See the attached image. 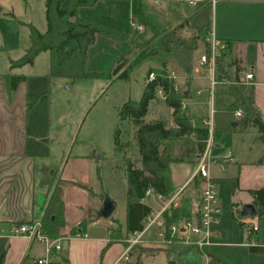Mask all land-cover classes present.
<instances>
[{
	"label": "crops",
	"instance_id": "obj_1",
	"mask_svg": "<svg viewBox=\"0 0 264 264\" xmlns=\"http://www.w3.org/2000/svg\"><path fill=\"white\" fill-rule=\"evenodd\" d=\"M120 1L122 0H99L93 7L102 5L101 9L104 12L102 19L93 20L91 17L90 19L85 18V20L99 24H103L104 19L114 23L118 22V12H121L118 8ZM123 1L127 4L128 18H134L136 15L143 16L148 22L150 21L154 30L173 28L183 19H188L190 27L192 19L202 15L206 8L212 17V31L207 29V34L201 38L208 39L210 32L216 41L224 46L221 66L217 69L216 74L219 81H217L212 95L208 91L209 71L198 62L200 55L204 53L202 41L199 40L197 48L192 50L197 52L199 47H202V52L196 55L192 62V72L189 66L181 61L175 64L173 60L172 62L162 60H165L169 72H176L179 84H187L190 97L185 99L182 104L183 109L189 114L192 124L195 126L204 124L211 132L212 147L209 150L211 161L208 165V176L214 181L219 196L218 223L210 227V236L206 240L202 234H191L182 227L186 222L192 224L199 222L200 186L199 182L196 183L195 178H192L195 169V166L192 165V169L187 170L179 180L174 174L172 177L170 174L171 196L177 193L176 206L169 207L166 211H176L175 224L179 231L173 235L169 234V238L165 237V228L149 227L142 232L137 243L132 245L131 241L137 235L126 229V195L124 234L119 231V235L112 238L110 231L113 228L106 225L89 237L87 235L89 226L81 216L76 219L67 232L63 229L66 222V209L62 199V190L65 188L78 193H81L82 190L78 191V184L75 181L67 180L62 172L60 179L64 184L60 185L58 193L64 203V226L60 229L57 238L60 241L61 249L52 252L49 258L53 264H116L119 262L142 264V259L154 257L166 250L181 256H189L191 259L204 260L206 264H212L211 257L199 252L205 247L227 264H231L216 249L228 244L221 242L224 227H221L220 217L225 204H230V219L239 230V238L244 239L237 244H240L249 253L248 245L257 244L256 240L264 241V233L261 235L260 232V223L264 221V216L258 219L257 210L255 216L240 214L243 205H254V195L251 194V191L264 188V144L257 139L255 129L240 127L241 118L237 117L235 112L237 109H241L244 116V111L238 106V95L234 87V85H242L239 83L243 82L245 73H251L253 76L251 84L243 85L244 90L247 91L248 87H252L254 103L264 115V0ZM158 9L163 17V23L166 21V17L172 13L173 20L177 21L176 25L158 27L153 15V12L156 10L158 12ZM132 11H135V15ZM189 30L193 33L191 29ZM8 63L9 60L5 61L3 67V59L1 64L0 58V253L5 251L3 264L8 259L11 261L10 264H26L25 257L29 256L33 244L39 242L11 236L10 227L16 223L41 217L42 208L48 198V189L42 183V172L39 169L48 164L37 162L39 155L37 139L33 131H28V114L34 104V98L37 96L36 92L33 95L35 90L30 89L28 77L25 75V81L18 84L12 97L6 98L3 77L10 72L23 74L19 72L20 68L10 69ZM237 67L240 70L237 71ZM227 85L231 87V91L228 90ZM245 91L244 94H246ZM208 105L210 106V115L200 116L201 113L197 123H194L191 119L192 112H198L201 106ZM226 156L229 158L225 159ZM169 198L165 199L154 193L147 196L144 202L151 208L150 215L159 212ZM149 200L152 201V205L147 203ZM254 207L256 209L255 205ZM234 210L239 213L241 218L238 219L235 216ZM239 222H242L245 228L246 225L257 228L255 241L254 238L248 240V232ZM21 240H24L25 243L21 244ZM200 243L203 245H199ZM39 244L38 253L29 259L30 264H34L35 258L45 255L43 245ZM135 245L138 246L135 247ZM140 247L141 249H139ZM127 248H129V260H119ZM143 248L151 249V252L144 255L142 254ZM139 251L142 252L139 253ZM249 255L254 256L255 261L260 259L259 254L249 253ZM12 256L14 258H11Z\"/></svg>",
	"mask_w": 264,
	"mask_h": 264
},
{
	"label": "rangeland",
	"instance_id": "obj_2",
	"mask_svg": "<svg viewBox=\"0 0 264 264\" xmlns=\"http://www.w3.org/2000/svg\"><path fill=\"white\" fill-rule=\"evenodd\" d=\"M118 5L121 10L118 12V22L114 23L104 19L102 25L111 27L118 32L129 33L133 30L130 26V22L133 20L135 24L142 25L143 29L136 30L129 53H125L129 46L128 42L113 41L97 36L88 51L85 65L87 71L106 73L119 56H122L121 62L126 64L125 67L129 66L139 53L143 52L141 56L147 52L151 53V44L157 39L161 41V38L170 29H157L155 32L150 21L148 22L143 16L136 15L134 18H128L127 4L123 0ZM101 6L80 8L79 15L84 19L91 17L93 20L102 19L104 12ZM0 9H2L0 12V58L1 64L3 59L4 67L5 61L18 59L24 54L29 45L30 26L39 32H44L46 20L44 0H0ZM159 10L153 12L158 27L176 25L177 21L173 20L172 13L166 17V21L163 23V17ZM132 12L135 15V11ZM192 20L190 29L202 41L201 37L207 34L206 31H212V17L208 13V8L202 15ZM186 34L188 35V33ZM201 49L202 47H199L197 52L188 51L179 45L172 44L168 52L159 49L157 56H150L133 64L130 67L128 79L112 82L94 77L73 82L62 78L50 79L47 77L49 63L47 52L40 53L35 58L33 65H26L19 69V72L28 77V86L35 90L33 95L35 92L37 95L28 114V131H33L37 139L39 154L37 162L48 164L39 169L42 172V181L51 192L64 184L60 179L63 172L67 180L75 181L78 184V186L76 185L79 188L78 191L82 190L81 193L65 188L62 190V199L66 209V222L63 228L65 231L68 232L70 226L81 216L89 226L87 230L89 237L106 225L113 228L110 231L112 238L118 236L119 231L124 234L126 163L122 154L114 150L113 134L117 127L120 130V143L127 144L126 156L136 167H139L140 163L133 126L128 120H118L117 109L129 99L139 100L149 68H161V61L165 59L170 62L173 60L175 64L181 61L187 64L192 72V62L196 55L202 52ZM217 81H219L218 78ZM175 82L179 88V81ZM227 88L231 91L230 86L227 85ZM158 97V100L150 105L145 121L162 117L166 119L167 125L172 126L169 109L163 103L160 95ZM199 115L209 116L210 106H201L200 111L192 112L191 119L194 123H197ZM189 139L192 140V137ZM221 149L224 148L221 147ZM170 168L171 177L174 174L179 180L187 170L192 169V164L172 163ZM217 197H219L218 193ZM107 199L115 204V209L108 217H102L99 212L103 201ZM147 203L152 205L151 200ZM234 214L238 219L241 218L236 210H234ZM220 223L221 227H224L221 242L228 244L216 249L223 254L226 261L231 264L255 263L254 256L249 255L244 247L237 244L244 239L239 238V230L230 219V204H225L221 212ZM244 229H246L245 226ZM260 232L263 235L264 221L260 223ZM24 240L20 241L21 244L25 243ZM39 246V243L33 244L29 256H23L26 264H30V257L32 258L38 253ZM141 252L139 251V253ZM10 263L11 261L8 259L5 264ZM171 263L206 264L204 260L191 259L189 256H181L166 250L154 257L142 259V264ZM116 264L128 263L119 262Z\"/></svg>",
	"mask_w": 264,
	"mask_h": 264
},
{
	"label": "trees",
	"instance_id": "obj_3",
	"mask_svg": "<svg viewBox=\"0 0 264 264\" xmlns=\"http://www.w3.org/2000/svg\"><path fill=\"white\" fill-rule=\"evenodd\" d=\"M99 0H44L46 29L39 32L30 26L29 45L24 54L15 60H10V69L33 65L35 58L43 52L49 56L47 77L50 79L62 78L75 81L83 78H104L112 82L126 80L129 77L130 67L150 56H157L158 50L164 52L170 50L172 44L194 50L198 46L199 36L190 32L188 19H183L173 28L168 29L161 41L156 40L151 44V53L138 54V56L125 67L119 56L106 73L87 71L85 69L88 51L94 44L96 37L101 36L113 41L128 42L125 53H129L131 42L136 30L131 32H118L111 27L88 21L80 17V8H91ZM156 32V30H155ZM188 33V35L186 34ZM204 54L209 55L210 44L202 39ZM149 51V50H148ZM224 49L218 47L216 54V68L221 66ZM240 70L237 67V71ZM153 74L152 80L144 83L139 100H127L117 109L119 121L128 120L134 131L139 163L136 167L126 156L127 144L120 143V130H114V150L120 152L125 160L126 179V229L130 233H136L143 229L151 208L144 202L145 194L151 191L165 199L171 196L172 186L170 177V165L172 163L185 162L197 165L201 154L205 149V141L209 134L206 125L195 126L192 124L189 114L183 109L182 103L190 97L187 84L178 85L169 78L170 72L166 68L165 60L161 61V68H149L145 80L149 74ZM4 92L7 99L12 97L19 83L25 81L23 74L8 73L4 77ZM238 95V106L244 111L239 125L242 129L253 128L257 132V139L264 144V115L261 114L253 100V89L244 90L243 85H234ZM244 91L246 94H244ZM160 95L165 106L170 109L169 117L173 125H167L166 119L158 117L151 121H145V116L150 110V105L158 100ZM192 137V140L189 139ZM199 182V178H195ZM42 183L46 185L43 181ZM57 189L48 190V198L42 208L39 218L42 233L50 239L59 237L60 229L64 226V203ZM254 195V205L257 210V218L264 216V188L251 191ZM175 210H166L162 213L164 221L165 237L169 238L167 227L175 224ZM244 226L242 222H239ZM248 240L256 239V230L253 226L246 225ZM257 241L255 245H248V252L260 255V259L254 264H264V241ZM138 245H135L137 247ZM141 249V247L139 248ZM142 254L147 255L151 249L143 248ZM149 251V252H148ZM211 257L212 264H227L222 258L207 250H199ZM5 251L0 253V264H3ZM135 264H138L137 262Z\"/></svg>",
	"mask_w": 264,
	"mask_h": 264
},
{
	"label": "built area",
	"instance_id": "obj_4",
	"mask_svg": "<svg viewBox=\"0 0 264 264\" xmlns=\"http://www.w3.org/2000/svg\"><path fill=\"white\" fill-rule=\"evenodd\" d=\"M130 26L133 30H142L143 26L139 24H135L133 21L130 22ZM210 44V53L209 55H205L204 53L200 55L198 62L200 65L205 66L209 71V94L212 95L213 89L217 84V68H216V54L218 51V47L224 49L222 44H219L213 34H210V37L206 39ZM154 75L151 73L148 75L145 83L147 81L152 80ZM169 78L176 81L178 79V75L176 72H170ZM253 76L251 73L244 74L242 84L244 86H249L251 84ZM183 107V104H182ZM236 116L239 118L243 117V112L241 109H237L235 112ZM212 147V136L211 132H209L208 137L205 141V149L200 156V159L195 166L194 173L192 178H199V222L197 224H192L191 222H186L182 225L185 230H188L191 234L198 235L202 234L203 238L206 240L210 236V227L216 225L218 223V197L217 191L214 181L208 176V165L210 164L209 150ZM229 156H226L225 159H228ZM152 194L151 191H147L145 197ZM177 193L173 194L165 203L163 208L154 215L147 216L144 227L141 231L136 232L137 237L131 241V244H135L138 241L139 236L142 234L144 230L149 227H156L158 229H164V221L162 219V213L169 207L176 206ZM256 227H253V230H256ZM179 231L178 226L176 224L169 225L167 227V232L170 235H173ZM10 234L13 237L18 238H27L30 241H37L43 245L44 248V256L37 257L33 260L34 264H53L52 260L49 258V255L52 252L59 251L61 249V244L59 239H50L44 233H42L40 229V221L39 219H32L21 223L13 224L10 227ZM199 245H203L200 243ZM128 251L129 248L124 250L123 254L120 256L119 260L128 261Z\"/></svg>",
	"mask_w": 264,
	"mask_h": 264
},
{
	"label": "water",
	"instance_id": "obj_5",
	"mask_svg": "<svg viewBox=\"0 0 264 264\" xmlns=\"http://www.w3.org/2000/svg\"><path fill=\"white\" fill-rule=\"evenodd\" d=\"M115 209V204L110 200L103 201L102 208L99 212L100 216L102 217H108L112 214V212ZM240 214L242 216H255L256 215V209L254 205L252 204H245L242 206Z\"/></svg>",
	"mask_w": 264,
	"mask_h": 264
}]
</instances>
